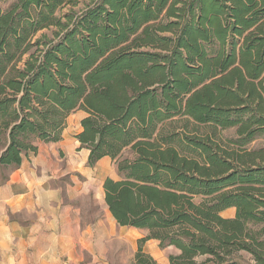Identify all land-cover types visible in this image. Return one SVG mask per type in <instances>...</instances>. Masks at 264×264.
Returning <instances> with one entry per match:
<instances>
[{"label": "trees", "instance_id": "16d2710c", "mask_svg": "<svg viewBox=\"0 0 264 264\" xmlns=\"http://www.w3.org/2000/svg\"><path fill=\"white\" fill-rule=\"evenodd\" d=\"M77 110L88 165L115 164L109 213L146 230L132 264H161L149 239L166 264H264V0H0V168ZM176 116L235 137L165 133Z\"/></svg>", "mask_w": 264, "mask_h": 264}, {"label": "crops", "instance_id": "0c3cea01", "mask_svg": "<svg viewBox=\"0 0 264 264\" xmlns=\"http://www.w3.org/2000/svg\"><path fill=\"white\" fill-rule=\"evenodd\" d=\"M77 111L79 125L74 132L67 130L73 112L58 141L37 142L36 152L27 153L20 166L0 180V264H80V253L97 249L103 254L111 240L110 227L83 223L80 209L72 203L98 186V202L115 222L103 191L107 177L117 179L112 159L104 156L88 165L89 149L75 137L81 130L80 120L87 114ZM73 173L84 176L86 182ZM64 174L70 175L72 182L65 188L58 182ZM226 210L232 214L225 217L234 215V208Z\"/></svg>", "mask_w": 264, "mask_h": 264}, {"label": "rangeland", "instance_id": "374dc122", "mask_svg": "<svg viewBox=\"0 0 264 264\" xmlns=\"http://www.w3.org/2000/svg\"><path fill=\"white\" fill-rule=\"evenodd\" d=\"M42 32L38 33V37ZM48 35L49 31L45 32ZM80 112L76 111L71 114L67 121V130L74 132L79 125L78 114ZM163 131L165 133L171 131H181L186 135H195L199 137H209L211 140L223 144L227 138L235 137V129H220L215 128L210 125L196 124L192 120H187L182 117H174L173 120L164 126ZM262 143L261 140L253 142L251 145H258ZM191 155V154H190ZM131 153L129 149L122 152L119 159L125 157H130ZM111 166L114 167L112 172L116 176L115 164L112 160ZM10 172L9 169L0 168V180H4L7 174ZM77 176L80 182L85 183L86 178L78 173H73ZM59 185L65 188L68 184L71 185L70 175H63L58 181ZM98 186L91 188L88 195L85 197L77 198V200L72 201L80 209V218L83 223H101L106 227L111 228V240L105 244V249H103V254L95 249L94 252L83 251L80 253L82 260L80 264H132L134 260V255L138 248V239L143 237L146 233L141 230H134L130 227H121L109 218L108 213L104 210V207L97 198ZM65 200V199H64ZM232 210H226L221 212L223 217L231 215ZM142 250L151 256L156 262L161 264H166L168 261V256L170 254H178L173 246H166L161 248L159 242L155 239H149L145 241L142 245Z\"/></svg>", "mask_w": 264, "mask_h": 264}]
</instances>
